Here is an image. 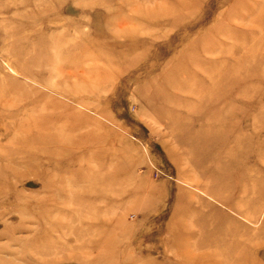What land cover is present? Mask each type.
I'll return each mask as SVG.
<instances>
[{"label":"rangeland","instance_id":"1","mask_svg":"<svg viewBox=\"0 0 264 264\" xmlns=\"http://www.w3.org/2000/svg\"><path fill=\"white\" fill-rule=\"evenodd\" d=\"M0 264H264V0H0Z\"/></svg>","mask_w":264,"mask_h":264}]
</instances>
